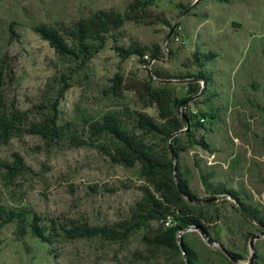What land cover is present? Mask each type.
<instances>
[{"label": "rangeland", "instance_id": "374dc122", "mask_svg": "<svg viewBox=\"0 0 264 264\" xmlns=\"http://www.w3.org/2000/svg\"><path fill=\"white\" fill-rule=\"evenodd\" d=\"M133 1L0 0V65L10 72L8 99L31 120L39 117V107L54 105L66 129L58 142L19 135L0 145V206L25 212L27 222L34 215L60 225L129 221L141 189L152 187L139 164L111 161L108 136L92 137V123L114 116L156 153L180 149L177 170L200 202L192 203L193 210L209 222V237L195 227L181 234L196 264H264V236L253 241V253L249 247L251 237L264 231V0H137L146 3L142 20L126 22L86 61L57 55L34 31L69 26L97 11L124 13ZM141 47L147 48L143 56L121 52ZM155 47L160 55L151 59ZM208 53L214 57L204 65L194 57ZM117 78L123 86L118 96ZM138 82L182 100L181 133L164 141L137 128L138 114L162 124L156 106H143L128 89ZM194 86L197 94L190 93ZM15 159L21 167L11 174L3 166L14 167ZM15 230L14 223L0 228V264L185 262L182 253L143 244V230L121 241L57 237L51 244Z\"/></svg>", "mask_w": 264, "mask_h": 264}, {"label": "trees", "instance_id": "16d2710c", "mask_svg": "<svg viewBox=\"0 0 264 264\" xmlns=\"http://www.w3.org/2000/svg\"><path fill=\"white\" fill-rule=\"evenodd\" d=\"M145 9V2L134 0L124 13L114 10L97 11L69 26L40 25L34 31L48 42L57 55L86 61L95 55L105 45L110 35L119 31L126 22L138 23L141 21ZM146 49L145 47L129 48L121 49V52L125 56L133 54L143 56ZM159 55L160 48L155 47L150 57L156 59ZM194 57L197 58L200 65H204L214 56L208 53L195 54ZM144 62L146 63V61ZM151 76L160 78L157 73H153ZM9 80H11L9 69L1 64L0 145L6 144L12 137L19 135L36 136L49 143L63 140L66 136V129L58 124L54 105H51L50 108L39 107L36 113L39 117L31 120L26 112L17 109L13 100L8 99L6 82ZM203 80L205 81L206 78ZM122 87V79L117 78L113 86L114 94L120 95ZM128 89L135 92L143 106L155 105L158 117L162 121V124L158 126L150 118L138 114L136 125L139 130L150 134L158 133L166 141L184 128V120L177 112L182 100L173 98L166 89L155 88L149 82H138L129 86ZM190 93L197 94L198 86L190 88ZM203 117L209 118L207 115ZM197 127H200V124H197ZM89 129L92 137L106 135L112 140L113 144L108 150L107 156L113 163L126 167L139 164L141 175L152 187V191L148 186L141 189L142 198L131 211L130 220L101 227L75 224L72 221L66 225H60L52 220L46 224L34 215L27 222L25 212L0 206V228L14 223L17 236L21 237L29 231L33 237L47 244H51L57 237L64 240L101 238L106 241H121L125 240L132 232L143 230L142 241L147 247L155 251L168 250L177 254L182 253L178 246V235L187 228H198L205 236H210L206 227L209 222L199 213V210H193L192 201L196 199L190 192L186 181L182 179L177 167L176 171L174 170V164L176 165L180 152L178 146L171 152L165 150L164 155L158 154L143 140L126 132L120 121L114 116L103 117L101 121L92 123ZM175 141H179V139L175 138ZM200 144L207 147L204 141H201ZM16 167H21L19 159H15L14 167L3 166L11 174L17 172L15 171ZM176 181L180 190L176 186ZM223 193L225 192L223 191ZM214 194L220 195V193ZM167 220L172 223L170 227L164 225ZM260 223L262 222L260 221ZM182 248L186 260L182 264H196L194 252L183 242Z\"/></svg>", "mask_w": 264, "mask_h": 264}, {"label": "water", "instance_id": "95a60500", "mask_svg": "<svg viewBox=\"0 0 264 264\" xmlns=\"http://www.w3.org/2000/svg\"><path fill=\"white\" fill-rule=\"evenodd\" d=\"M182 118H183V117H182ZM183 120H185V122H186V119H185V118H183ZM179 133H181V132H179ZM172 158H173V157H172ZM173 160H174V158H173ZM174 170L176 171V165H175V164H174ZM176 180H177V179H176ZM176 186H177L178 190H180L177 181H176ZM213 199H215V198H213ZM192 203H200V202H198V201H192ZM261 227L264 228V225H261ZM181 234H182V232L179 233L177 241H178V246H179L180 251L182 252V254H184V253H183L182 244H181ZM262 236H264V231H262V232H260L259 234L254 235V236L251 237V240H250V243H249V247H250V250L252 251V253L254 252V249H253V241L256 240V239H259V238L262 237ZM203 237H204V236H203ZM204 238H205L207 244H209V245H215V244H214L211 240H209L207 237H204ZM220 249H221V251H222L225 255H227L229 258H231V257L229 256V254L224 250V248L220 247ZM252 257H253V256H252ZM231 259H232V258H231ZM252 259H253V258H252ZM252 259H251V261H252ZM185 262H186V260H185ZM186 264H187V263H186Z\"/></svg>", "mask_w": 264, "mask_h": 264}, {"label": "built area", "instance_id": "2783aa9c", "mask_svg": "<svg viewBox=\"0 0 264 264\" xmlns=\"http://www.w3.org/2000/svg\"><path fill=\"white\" fill-rule=\"evenodd\" d=\"M144 59H145L144 61H146V62L148 61V57L147 56H144ZM165 225H169V223L166 222Z\"/></svg>", "mask_w": 264, "mask_h": 264}]
</instances>
